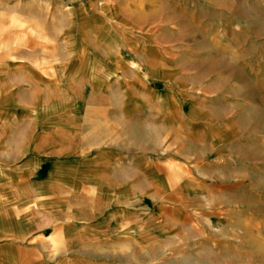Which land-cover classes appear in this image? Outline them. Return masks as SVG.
<instances>
[{"label": "crops", "instance_id": "1", "mask_svg": "<svg viewBox=\"0 0 264 264\" xmlns=\"http://www.w3.org/2000/svg\"><path fill=\"white\" fill-rule=\"evenodd\" d=\"M67 7V33L107 47L1 66L0 264H178L192 238L249 218L233 201H250L251 168L264 185V76L231 46H109L170 22L149 0Z\"/></svg>", "mask_w": 264, "mask_h": 264}, {"label": "rangeland", "instance_id": "2", "mask_svg": "<svg viewBox=\"0 0 264 264\" xmlns=\"http://www.w3.org/2000/svg\"><path fill=\"white\" fill-rule=\"evenodd\" d=\"M23 1H27L25 8ZM77 1L84 0H0V76L3 74V65L12 67L30 63L50 67L63 58L57 52L63 53L68 47H107L97 38L86 37L85 33H67L71 14L67 5ZM138 1L141 3L146 0ZM149 1L159 20L170 15V22L164 27L160 23L155 24L152 28L154 38L151 41L145 38L142 41L131 40L126 35V39L109 38V46H164L170 48L171 54L185 46L200 48L202 58L210 57L211 50L231 46L235 59L240 55L239 58L249 67L248 74L252 79L264 76V0ZM84 26V23L75 24L77 28ZM179 30L185 31L187 35L195 31L201 32L202 38H196L195 43L188 36L184 42L178 41L172 37ZM170 31L171 39H163L166 38L165 33ZM215 33L224 38H213ZM7 74L17 72L10 71ZM249 99L256 100V97L251 96ZM260 173L257 168H251L250 201H233L236 210L242 211L244 216L249 215L248 220L242 221L241 212H237L233 221L226 219V222H220V226L204 232L201 237L192 238L186 243L184 251L180 252L185 260L178 264H264V213L260 214L258 210L260 206H264V185L257 181ZM259 196L260 200L257 199Z\"/></svg>", "mask_w": 264, "mask_h": 264}]
</instances>
